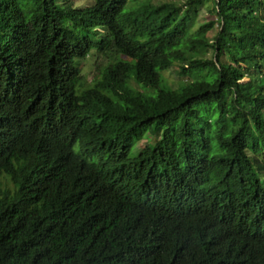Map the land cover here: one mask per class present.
I'll use <instances>...</instances> for the list:
<instances>
[{"label": "trees", "instance_id": "1", "mask_svg": "<svg viewBox=\"0 0 264 264\" xmlns=\"http://www.w3.org/2000/svg\"><path fill=\"white\" fill-rule=\"evenodd\" d=\"M207 1L0 0V264H264V0Z\"/></svg>", "mask_w": 264, "mask_h": 264}, {"label": "rangeland", "instance_id": "2", "mask_svg": "<svg viewBox=\"0 0 264 264\" xmlns=\"http://www.w3.org/2000/svg\"><path fill=\"white\" fill-rule=\"evenodd\" d=\"M76 6L89 4L91 0H69ZM162 1H174L176 3H181L183 0H153L154 3H160ZM213 1L208 0L202 7L200 8L199 14L196 18V25L201 24L208 18L212 17L211 12L209 9L212 7ZM217 31L216 25L207 33L208 38H212V36ZM207 57L210 56V53L206 54ZM120 59V53L113 52L110 53L109 51L104 53H96L95 50H91L89 54L80 60L79 67L82 73V84L88 85L91 83L92 79L99 75V73L108 65H110L114 61H118ZM78 63V60H77ZM163 75L167 82L172 87H176L177 84L182 80L180 75L178 74V70L176 68H170L169 70L163 72ZM138 87L136 84H134ZM131 86H133L131 84ZM134 87V86H133ZM142 89V88H141ZM156 139L150 132H147L142 140L135 144L130 152V155H135L138 151L139 147H142L145 142L153 141Z\"/></svg>", "mask_w": 264, "mask_h": 264}, {"label": "clouds", "instance_id": "3", "mask_svg": "<svg viewBox=\"0 0 264 264\" xmlns=\"http://www.w3.org/2000/svg\"><path fill=\"white\" fill-rule=\"evenodd\" d=\"M96 53H97V52H96ZM88 54H89V53H88ZM88 54H87V55H88ZM87 55H86V56H87ZM86 56H85V57H86ZM83 58H84V57H83ZM83 58H78V59H76V63H77V60H78L77 66H79L80 60L83 59ZM124 58H125V56H123V55L120 54V59H124ZM120 59H119V60H120ZM114 62H116V61H114ZM114 62H112V63H114ZM112 63H111V64H112ZM108 66H109V65H108ZM108 66H107V67H108ZM79 68H80V67H79ZM105 68H106V67H105ZM80 72H81V70H80ZM101 72H102V71H101ZM101 72H100V73H101ZM100 73H99V75H100ZM81 75H82V73H81ZM99 75H98V76H99ZM98 76L94 77V78L92 79V81H91L90 84H88V85H83V84H82V85H81V89H82L83 87H85V86H91V85L93 84V82H94V79L97 78ZM81 82H82V80H81ZM130 84H132L133 86H135V85H134L135 82H133V81H131ZM136 85H137V84H136ZM137 86H138V85H137ZM135 87H136V86H135ZM76 147H77V146H75V148H76Z\"/></svg>", "mask_w": 264, "mask_h": 264}]
</instances>
